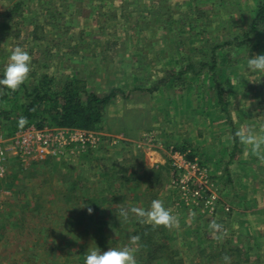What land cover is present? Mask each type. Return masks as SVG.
Instances as JSON below:
<instances>
[{"label":"rangeland","instance_id":"1","mask_svg":"<svg viewBox=\"0 0 264 264\" xmlns=\"http://www.w3.org/2000/svg\"><path fill=\"white\" fill-rule=\"evenodd\" d=\"M18 1L23 5L12 13L9 25L10 13L7 9L0 12V79L11 51L20 46L32 57V71L25 81L29 87L40 84L46 76L60 84L79 76L87 78L97 93L109 94L124 87L130 96L133 84L138 82L163 100L185 95L196 102L204 96L221 101L218 84L224 85L222 90L226 92L223 107L237 121H242L241 111L255 109L251 99L261 98L254 85L255 79L264 80V73L248 71L247 59L264 55V24L259 27L263 32L251 35L259 36L255 46L251 42L238 45L250 31L258 3L264 0ZM136 1L143 4L139 6L143 9L123 10ZM214 55L219 73L208 65L209 74L190 72L179 78L187 66L198 68ZM192 76L198 80L195 87L189 88L184 80ZM166 80L165 91L159 92L163 87L158 90L156 85ZM210 80L215 85L208 88ZM204 82L206 86L200 87ZM9 91L3 89L0 97ZM123 96L118 93L111 112L127 106V97ZM20 97L7 99L6 108L16 105ZM164 108L167 114L174 109L173 105ZM11 113L13 117L18 115L17 110ZM1 119L4 117L0 118V126L5 130L10 122ZM225 125L227 137L233 134V127L226 121ZM97 136L99 141L91 150L70 148L57 157L26 167L18 161L11 163L3 183L7 192L0 197V264H84L89 249L97 247L103 252L122 248L129 245L130 235L140 236L135 250L138 264H224L225 255L231 257V264H264V162L259 170L252 171L263 185L240 183L238 190V176L230 178V172L229 178H223V170L210 169L196 154L195 158L208 167L217 184L220 203L211 212L193 199L187 201L176 184L177 173L170 166L171 151L174 147L184 150L181 143L164 144L157 132L143 137L152 152L163 153L169 168L166 179L153 181L152 187L146 189L147 186H138L140 178L134 176L138 172L139 177H144L135 146L122 145L119 138L115 142L118 147H102L101 132ZM208 137L212 144L221 146L218 138L212 134ZM187 149L193 152L190 146ZM131 175L134 177L128 183L126 179ZM142 189L148 199L141 202L137 195ZM154 199L162 200L180 220L179 229L158 227L162 229L157 232L166 231L159 234V242L169 248L160 260L152 258L141 234V227L148 224L140 223L131 214L124 220L117 206L147 209ZM224 205L231 211L227 212ZM89 207L92 214L88 213ZM212 220L224 226L226 237L216 240L209 235ZM171 253L175 255L173 262Z\"/></svg>","mask_w":264,"mask_h":264},{"label":"crops","instance_id":"2","mask_svg":"<svg viewBox=\"0 0 264 264\" xmlns=\"http://www.w3.org/2000/svg\"><path fill=\"white\" fill-rule=\"evenodd\" d=\"M137 1L132 5H125L122 7L123 10L128 9V7L130 9L133 7L143 9V6L139 7L142 3ZM22 5V1L18 0H0V12H4L7 9L8 13L11 15V17L7 19L8 25L9 21L12 19V13L15 14L17 10L21 9ZM101 8H103V6H101L100 9ZM95 9H97V7ZM124 20L125 18L122 20L123 23ZM207 68L202 67L201 64L198 68H195L193 65L187 66L181 73H179V78L190 72H194V75H203L204 73L209 74L210 72ZM214 71L216 73V70ZM217 72L219 73V68L217 69ZM172 76L170 75V77ZM196 80H198V78L192 76L189 79L184 80V82L188 81L187 86L191 88L192 86L195 87L194 84ZM255 80L256 84L254 87L258 90L261 98L251 99L249 101L250 103L255 104L254 110L250 108L249 111L240 112V117H242L240 119H242L243 122L240 120L237 121L231 115L232 113L228 114L226 106L224 105L223 107V103L219 101L218 98L216 100L208 99L201 95L203 98L194 102L192 98L187 99V97H184L185 95L179 97L175 95L174 98L169 97L168 100H163L160 97L155 96L154 90L142 88L138 82H136L133 84L135 86L134 89L131 90L130 96L125 94L126 88L122 87L120 90L121 94L124 95L123 97H127V106L122 107L120 111L111 112V107L117 102V98L113 99L106 106L103 123L98 129L92 131L98 133L101 132L102 147L106 145L111 147V144L115 145V142L117 140L119 141V138L121 139L119 142L122 143V145L131 144L135 146V149L138 150L137 157H140L142 161L139 167L141 173L143 172L142 174L144 177H139L138 172L134 173V176L140 178V184L138 186H147L146 189L152 187L150 185L151 182L166 179V173L169 172L168 166L165 165L163 161V153L160 150L152 152L150 144H144L142 141L145 135L151 133L155 134V132H157V136H159L164 144L175 146V143H181L182 146H190L194 151L195 157L200 155L202 162L210 169L223 170V178H229L230 172V178H232V176L235 177V175L238 176V190L241 189L240 183H243L244 186H262L263 181L254 175L252 176V171L259 170L262 166V161L257 157L250 155L248 152L246 155L245 150L241 147L243 145H241L238 140L232 142L226 139L223 131V126H226L225 121L232 125L233 134L236 130L242 128L244 123L243 127H254L256 129L264 126V80ZM167 82L168 81L166 80L156 85L158 90L160 87H163V90L161 88L159 92L165 91ZM206 84L207 82L201 83L200 87H202V85L206 86ZM214 85V82L210 80V84L207 86L210 88L212 86L214 87ZM217 85L218 84H216V88H219V90L224 88V85H220V87L219 85L217 87ZM110 89L108 90L110 91ZM107 92L102 91L99 92V94H105ZM167 105H173L174 109L171 114L165 113L167 110H165L164 107ZM225 110H227V112H225ZM209 134L218 138V140L221 141V146L212 144L213 142H210L208 137ZM115 147L118 146L115 145ZM94 150L95 149L92 150V153ZM134 176L131 175L127 178V182L130 183V179ZM113 178L112 182L115 183V179ZM132 188L133 187H131V189ZM146 194L145 189H142V192H139V195H137V201H144V199L148 197V195L146 197ZM90 201H92V199H90ZM173 205L174 203H172V206ZM147 206L150 207V205Z\"/></svg>","mask_w":264,"mask_h":264},{"label":"trees","instance_id":"3","mask_svg":"<svg viewBox=\"0 0 264 264\" xmlns=\"http://www.w3.org/2000/svg\"><path fill=\"white\" fill-rule=\"evenodd\" d=\"M263 24L264 1L258 3L250 31L245 33V39L241 41V43L239 42L238 46H242V44L246 45L249 42L255 46L259 36L255 35L251 37V35L263 32L259 30V27ZM227 44L229 45L231 43ZM224 45H226V43L214 47L213 51H216V49L222 46L224 47ZM215 58L214 55L211 60H208V63L201 62V66L207 68L208 65H211L209 69L217 70L218 64ZM219 71H221L220 68ZM80 78L79 76L69 77L65 83L63 82L60 84L55 78L50 79V77L46 76L40 84L29 87L24 83L16 92L10 90L8 93L3 94V96L0 97V107L2 105L3 109L0 113V118L3 116L4 119L1 120L8 119L10 122L9 127L7 129L5 128V132L13 134L21 130L18 127V120L21 116L28 119V124L25 127L36 124L39 127L61 126L87 130L98 129L104 121L106 106L113 99H116L118 93L121 92L113 89L109 94H99L90 88L85 79ZM82 79L85 81H82ZM225 94L226 92L221 89L219 93L221 102H225ZM18 95H22L18 103L12 105L10 109H7L5 101L12 97L17 100ZM13 110H17L18 115L13 117L11 113ZM186 148V146L182 147L184 150H186ZM193 153L194 151L189 155V158H195ZM87 202L91 201L88 200ZM162 228L152 225H148L145 228L141 227V229H143L141 234L144 236L149 246L152 258L155 260H160L163 256L162 254L166 253L169 249L168 246L162 244L164 243L163 241L161 243L159 242V234L166 232L165 229L162 230L163 232H157L158 229ZM171 254H169V257L172 258L171 262H173L175 255ZM234 264H240V262L235 261Z\"/></svg>","mask_w":264,"mask_h":264},{"label":"built area","instance_id":"4","mask_svg":"<svg viewBox=\"0 0 264 264\" xmlns=\"http://www.w3.org/2000/svg\"><path fill=\"white\" fill-rule=\"evenodd\" d=\"M148 139V137H147ZM149 140V139H148ZM99 141L97 132L87 129L61 126L39 127L29 125L13 134H8L0 126V197L7 191L3 183L8 177L11 163L18 161L23 167L45 162L57 157L67 149L81 148L91 150ZM154 142H157L154 140ZM191 151H171L170 166L177 173V185L186 195L187 201L193 199L203 204L205 209L215 212L220 203L217 184L211 171L202 162L189 158ZM185 176V179H183ZM227 212L231 208L224 205Z\"/></svg>","mask_w":264,"mask_h":264},{"label":"clouds","instance_id":"5","mask_svg":"<svg viewBox=\"0 0 264 264\" xmlns=\"http://www.w3.org/2000/svg\"><path fill=\"white\" fill-rule=\"evenodd\" d=\"M32 57L24 48L15 47L9 56L8 62L2 73L3 78L0 79V91L9 89L16 92L21 85L28 79L31 68ZM247 70L251 72L264 73V55H255L247 59ZM28 124V119L21 116L18 120V127L23 129ZM226 139L235 142L239 141L245 150L252 156L257 157L264 162V126L256 129L254 127H242L235 131L234 134L229 133ZM3 153L0 152V156ZM119 216L124 220H128L129 215L139 218L140 223L152 225L154 227L163 226L165 228L180 227L179 217L173 214V210L165 207L164 202L160 199H154L150 208L130 206L124 207L118 204ZM88 213L92 214V208H88ZM193 218L195 213H192ZM209 235L221 240L228 235L227 230L221 223L212 220L209 225ZM140 236L130 235L129 245L122 248H108L107 251H101L99 248L89 249L85 255L84 264H138L135 250L139 246ZM224 264H231V257L225 255Z\"/></svg>","mask_w":264,"mask_h":264}]
</instances>
